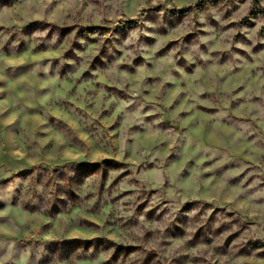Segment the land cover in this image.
<instances>
[{"label": "rangeland", "instance_id": "obj_1", "mask_svg": "<svg viewBox=\"0 0 264 264\" xmlns=\"http://www.w3.org/2000/svg\"><path fill=\"white\" fill-rule=\"evenodd\" d=\"M0 264H264V0H0Z\"/></svg>", "mask_w": 264, "mask_h": 264}]
</instances>
